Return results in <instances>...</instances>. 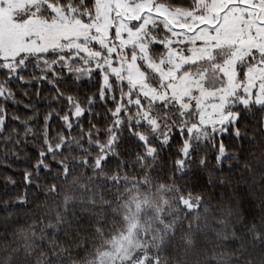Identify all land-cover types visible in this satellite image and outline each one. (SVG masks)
Returning <instances> with one entry per match:
<instances>
[{"label": "snow or ice", "instance_id": "6c2138e0", "mask_svg": "<svg viewBox=\"0 0 264 264\" xmlns=\"http://www.w3.org/2000/svg\"><path fill=\"white\" fill-rule=\"evenodd\" d=\"M211 3L212 0H203L202 3L200 0H184V3H179V0H128L129 8L144 5L143 11L134 19L128 18L127 14L120 15L113 3L110 5V15L115 17V20L108 30L110 42L101 50L95 39L91 41L93 50L98 53L95 60H82L84 53L79 49L56 51L55 46L34 52L21 47L15 51L10 50L8 55L0 52V85L7 87L6 92L0 91V102L5 105L0 109V128L6 130L10 120L14 123L19 121V116H8L9 108L19 106L9 104L7 97H27L28 92H18L17 88L36 89L35 95L38 97L47 93L53 94L48 105L49 111L44 118L48 135L42 137V149H29L36 160L22 173L23 195L17 200L15 207H29V191L38 194L37 200L40 196L44 199L57 197L60 185L68 182L74 171L82 169L85 175L94 177L89 184L106 186L102 188V192L108 193V196L101 207L96 206L94 196L89 204H85L81 199L79 211L75 203L69 205L73 209L71 218L66 216L60 220L61 225L65 226V236L73 228L72 220L76 221L74 235H79L80 229L86 227L85 235L101 236L109 227L107 219L98 220L95 217L99 213H110L114 220L119 221L122 217L127 221L128 228L121 233L120 238L121 241H127L129 246L134 243L137 230L144 229L142 235L145 242H136V251L132 255H126L127 249L116 251L117 257H121V251L125 253L121 257V264H167L166 258H169L170 253L163 238L166 234L161 233L162 238L153 247V222L145 219V209L149 204V184L129 182L125 176L130 170L137 168L140 175L147 172L149 175L159 176L160 161L174 155L176 159L171 166L170 178L171 181H185L183 185L177 184L179 191L185 193V189L191 187L194 190L203 183V173L210 159L215 161L216 171L224 170L225 161L241 160L245 146L256 138L255 134L247 129L257 122L258 115L264 116V93L259 91L260 82L257 81V86L251 89L245 87L249 69L255 68L264 73V51L253 47L242 61L235 63L239 87H228V78L222 70L227 57H217L218 49H213L214 59H208L207 68L201 67L202 61L181 64L176 69V78L180 79L187 73L194 82H199L203 77V87L213 93L207 98L200 97V88H193L191 95L178 98L173 94L171 87L173 79L169 77L161 81L156 73H152L155 79L151 81V87L156 89L157 94L147 95L140 90V86L131 87L128 81L123 79L126 72L117 73L112 69L121 66V58H127L129 62L134 58L145 72V83H149L148 73L151 69L147 67L141 48L137 44L145 47L148 58L157 64L166 60L170 56V50H174L176 63L180 64L181 57L191 55L193 44L196 47L204 44V40L196 39L197 34L206 30L209 36L215 37L223 22L222 17L234 8L240 9L243 17L254 23L250 30L252 37H257L258 29H264V0H227V6L221 7L219 14L209 11ZM87 7L92 10L85 15L84 9ZM9 8V0H0V10ZM185 10L191 15L185 14ZM69 12L83 23L97 22L95 0H84L83 3L80 0H40L39 4L31 6L30 10L26 5L25 11L19 16L15 10L9 11V15L17 22L53 24L61 16L67 17ZM120 24L126 25L127 30L118 34L117 28ZM129 32L138 34L137 44L121 49L118 46L119 39L127 40ZM92 34L99 35L95 28L92 29ZM33 41L37 45L41 44L35 33L24 35V45ZM83 42L81 39V43ZM63 43L62 40L61 44ZM211 43L215 45L216 40L212 39ZM106 59L110 60V63H105ZM49 60L52 62L49 63ZM161 66L165 71L170 67L175 68V65L167 62ZM209 80L212 81L210 87ZM83 89L87 91L84 92ZM23 108L25 111H31L30 105H23ZM202 113L205 115L202 116ZM208 114L211 123L204 122L208 119ZM258 123L264 127V119ZM241 128L245 129L243 133ZM199 129H203L205 133L210 132L211 135L200 140L196 138ZM55 131H59L61 136L59 142L53 145L51 135ZM77 131L81 139L77 141V146H73L70 140L72 134ZM34 138L35 133L32 137H25L23 142L27 145L30 140L34 141ZM229 141L235 142L239 147L230 148ZM209 147L210 153L205 151ZM69 155H79L83 158H74L71 163L66 164L64 158ZM57 156L62 158L57 159ZM197 159V170L194 171L193 163ZM152 161L155 162L148 167V162ZM228 168L231 169L232 165L229 164ZM245 171L253 172V165L247 164ZM42 179L50 186V191L41 188ZM137 179L139 180V177ZM165 182H168L167 175ZM219 184L223 185L224 181H219ZM13 187H16L15 182ZM81 187L85 193L90 191L87 186ZM125 190L128 195L122 200L119 199L121 191ZM156 191L153 186V196ZM160 191H164L162 186ZM239 191L243 192V189ZM186 194L189 195L188 199L180 195L175 203L180 209L191 214V193ZM203 199L199 198V203L195 206L196 211L201 210ZM113 203L120 212L113 209ZM241 209L244 210L243 204ZM65 211L67 212V208ZM164 220L161 215V222ZM111 231L115 229L112 228ZM59 232L60 229L49 228V234L56 233L57 239H60ZM67 243L68 246L64 249L66 256L61 259H66L68 264H76L87 249L85 247L73 253L72 241ZM55 256L57 252L53 249L49 264L51 257ZM210 264L215 262L210 261Z\"/></svg>", "mask_w": 264, "mask_h": 264}, {"label": "trees", "instance_id": "16d2710c", "mask_svg": "<svg viewBox=\"0 0 264 264\" xmlns=\"http://www.w3.org/2000/svg\"><path fill=\"white\" fill-rule=\"evenodd\" d=\"M80 2L83 3L84 0ZM179 3H184V0H179ZM28 7L30 10L31 6ZM76 10L79 11L78 8ZM91 10V7L85 8V15ZM24 11L25 7L16 15L19 16ZM51 62L49 60V63ZM152 73L155 72L148 73L150 85L155 79ZM125 80L133 87L128 79ZM0 91L6 92L7 87L0 85ZM17 91L28 92L27 97L23 95H17L15 98L11 95L7 97L9 104L14 103L19 106L9 108L8 116L10 118L19 116V121L14 123L10 120L6 130L0 128V264H49L53 249L57 252V256L51 257V264H68L66 259L61 258L66 256L64 249L67 248L69 241H72L73 253L85 247L87 249L76 264H95L112 241L127 230V221L122 217L119 221L114 220L110 213H99L95 219H107L109 226L101 236L85 235L86 227L80 229L79 235H74L75 220H72L73 228L65 236V226L60 223V220L65 219L66 216L71 218L73 209L69 205L75 203L79 211L81 199L85 204H89L94 196L97 207L103 206L106 202L105 197L108 193L102 192V188L106 186L88 183L94 179L93 176L85 175L83 170L79 169L73 172L68 182L60 185V193L57 197L44 199L40 196L37 200L38 194L29 191V207H15L17 200L23 195L22 173L36 160L29 149H42V137L48 135L44 118L49 111L48 105L53 96L52 93H47L38 97L35 95L36 89L17 88ZM23 105H30L31 111H25ZM4 107V103L0 102V109ZM262 119L264 116L258 115L257 122L247 129L254 133L256 138L245 146L242 159L225 161L223 171H216L215 161L210 159L203 173V183L194 190L189 187L185 189V193H181L177 184L183 185L185 181H171V166L176 159L174 155L160 161L159 176L149 175L147 172L140 175L139 168L130 170L126 174L125 178L129 182L149 184L147 193L149 204L145 209V219L153 222L151 233L154 237L151 241L153 247L162 238L161 233L166 234L163 238L170 253L169 258H166L167 264H210V261H214L215 264H264V127L258 123ZM244 131L245 129L241 128V132ZM33 133H35L34 141L30 140L25 145L24 138L32 137ZM210 135L211 133L208 132L204 137L196 136V138L203 140ZM60 136L61 133L55 131L51 135V143L55 145L59 142ZM79 139H81L79 132H74L70 143L77 146ZM233 146L239 147L235 142L229 141V147ZM173 151H176V147ZM205 151L210 153L211 148ZM74 158L83 157L69 155L64 158V163H71ZM198 159L193 163L194 171L197 170ZM153 162L155 161L148 162V167H151ZM229 164L232 165L231 169L228 168ZM247 164L253 165V172L245 171ZM165 175L168 176V182H165ZM221 180L224 181L223 185L219 184ZM82 185L87 186L90 191L85 193ZM153 186L157 190L154 196ZM161 186L164 191H160ZM41 188L50 191V186L45 184L43 179ZM241 189L243 192L239 191ZM189 192L193 202L191 214L180 209L175 203L180 195L188 199L189 195L186 193ZM126 195H128L127 190L121 191L119 199L122 200ZM166 195L167 200H165ZM200 197L204 198L203 204L200 206L201 210L196 211L195 206L199 203ZM241 204L244 210L241 209ZM113 209L117 212L121 211L117 209L115 203ZM161 215L165 218L163 222ZM169 217L171 219H168ZM50 227L60 229L58 233L60 239H57L56 233L49 234ZM112 228L115 231H111ZM173 229H175L174 235ZM143 231L144 229L137 230V236L131 246L127 241L122 242L127 247V255L130 256L136 251V242H145Z\"/></svg>", "mask_w": 264, "mask_h": 264}, {"label": "rangeland", "instance_id": "374dc122", "mask_svg": "<svg viewBox=\"0 0 264 264\" xmlns=\"http://www.w3.org/2000/svg\"><path fill=\"white\" fill-rule=\"evenodd\" d=\"M39 2L40 0H9L10 8L8 10H0V52L8 55L10 50L15 51L21 47L28 48L34 52L44 47L55 46L56 51L68 48L79 49V51L84 53V59L91 58L95 60L97 59L98 53L93 50L91 41L95 39L101 46V50L110 42L108 30L115 20V17L110 15L112 11L110 5L115 3L118 13L120 15L127 14L130 19L138 17L144 7V5L141 4L137 8H129L128 0H95V14L97 17V22L95 23H83L80 19L73 17L71 12H69L67 17L61 16V18L53 24H42L35 21L30 23L17 22L9 15V11L11 10H15V13H17L26 5L33 6L39 4ZM200 2L202 3L203 0H200ZM226 6L227 0H212L209 11L219 14L221 7ZM185 14L191 15L187 10H185ZM43 19L45 18H41V20ZM222 21L215 37L209 36L206 30L203 33L197 34L196 39L204 40V44L200 47H196L193 44L190 49L191 55L186 58L181 57L180 64L176 63V54L174 50H170V56L167 57L166 60L161 61L160 64L153 62L148 58L146 48L137 44V33L129 32V38L127 40L119 39L118 36V46L123 49L125 46L131 47L137 44V46L141 48L147 67L155 72L160 77L161 81L167 80L169 77L173 79L174 83L171 87L173 94L178 98L191 95L193 88H200V97L207 98L213 95V93L203 87V77H201L199 82H194L192 77L187 73H184L180 79L176 78V69H178L181 64L189 61H202L201 67L207 68L208 59H214L213 49H218L216 52L217 57H227L224 61L222 70L228 78V87H239L240 85L236 79V71L234 68L235 63L237 61H242L253 47L264 51V29H258L257 37H252L250 35V30L254 27V23L251 20H246L240 9H231L222 17ZM169 22L171 23L172 21L170 20ZM93 28L96 29L99 35L92 34ZM125 30H127L126 25L120 24L117 28V33L119 34L121 31ZM31 33H35L36 37L41 40L40 45H37L35 41L29 45L23 44L24 35ZM81 39H83V43H81ZM185 39H188V37H185ZM212 39L216 40L215 45L211 43ZM62 40L64 41L63 44H61ZM229 53H231L230 56L228 55ZM121 61V66L112 69V71L117 73L121 71L126 72L123 79H128L133 87L140 86V90L147 95L157 94L155 88L151 87L149 83H145V72L137 65L134 58L131 59L130 62L127 58H121ZM165 62L170 65H175V68L170 67L168 71H165L161 66ZM105 63H110V60L106 59ZM247 75L248 79L245 83V87L248 89L256 87L257 81H259V91L264 93V73L255 68H251ZM208 83L210 87L212 81L209 80ZM215 94L218 95L219 93ZM201 115L204 116L205 114L202 113ZM204 122L211 123L210 114H208V119L204 120ZM206 134L207 133H205L203 129H199L196 132V136L199 138L204 137ZM122 242L120 235L116 237L110 246L103 251L95 264H121V257H123L125 253L121 251V257H117L116 251L127 249Z\"/></svg>", "mask_w": 264, "mask_h": 264}]
</instances>
